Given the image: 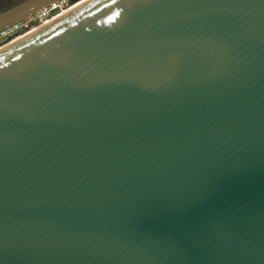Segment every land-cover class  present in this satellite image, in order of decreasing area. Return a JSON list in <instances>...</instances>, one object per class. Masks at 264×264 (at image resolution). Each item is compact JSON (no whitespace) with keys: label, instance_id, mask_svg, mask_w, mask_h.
<instances>
[{"label":"water","instance_id":"95a60500","mask_svg":"<svg viewBox=\"0 0 264 264\" xmlns=\"http://www.w3.org/2000/svg\"><path fill=\"white\" fill-rule=\"evenodd\" d=\"M0 264H264V0H86L1 46Z\"/></svg>","mask_w":264,"mask_h":264},{"label":"built area","instance_id":"2783aa9c","mask_svg":"<svg viewBox=\"0 0 264 264\" xmlns=\"http://www.w3.org/2000/svg\"><path fill=\"white\" fill-rule=\"evenodd\" d=\"M63 2L64 0H56L45 6L37 8L33 13L29 15L27 19H20L14 21L8 24L7 26L1 28L0 35L5 36V38H7V41L20 35H24L25 33L36 28V26L38 27L42 25V21L49 19L51 16L59 12L62 8L68 6H62Z\"/></svg>","mask_w":264,"mask_h":264},{"label":"bare ground","instance_id":"6f19581e","mask_svg":"<svg viewBox=\"0 0 264 264\" xmlns=\"http://www.w3.org/2000/svg\"><path fill=\"white\" fill-rule=\"evenodd\" d=\"M53 1H56V0H53ZM53 1H50L49 3H51V2H53ZM84 1H86V0H81V1H79L78 3H77V5H79L80 3H83ZM48 3V4H49ZM47 5V4H46ZM76 4L73 6V7H75V6H77ZM42 6H45V5H42ZM41 7V6H40ZM72 6H71V8H69L68 10H70V9H72L73 8ZM39 8V7H38ZM67 7H65V8H62L59 12H57L56 14H54L53 16H51L49 19H46V20H44V21H42V23L44 24V23H47V22H49V21H51V20H54L55 18H57V17H59L60 15H62L63 13H65L66 11H68V10H66V11H63L64 9H66ZM35 11V10H34ZM33 11V12H34ZM61 11H63V12H61ZM33 12H30V13H28L27 15H26V18L25 19H27L28 17H29V15L31 14V13H33ZM41 23V24H42ZM37 27V26H36ZM21 36V35H20ZM20 36H18V37H20ZM18 37H15V38H13V39H11V40H9V41H7L5 44H7V43H10L11 41H14L15 39H17ZM5 44H3V45H5ZM3 45H1V46H3ZM0 46V47H1Z\"/></svg>","mask_w":264,"mask_h":264},{"label":"rangeland","instance_id":"374dc122","mask_svg":"<svg viewBox=\"0 0 264 264\" xmlns=\"http://www.w3.org/2000/svg\"><path fill=\"white\" fill-rule=\"evenodd\" d=\"M74 1H76V0H64V2L62 3V6L70 5V4H71L72 2H74ZM79 1H81V0H79ZM79 1H77L76 3H74V4L70 5V6H68V7H67L66 9H64L63 11L68 10L69 8H71V6L73 7L75 4L77 5V3H78ZM63 11H61V12H63ZM6 41H7V38H5V36H3V35H0V46L3 45V44H5Z\"/></svg>","mask_w":264,"mask_h":264},{"label":"flooded vegetation","instance_id":"af4514ba","mask_svg":"<svg viewBox=\"0 0 264 264\" xmlns=\"http://www.w3.org/2000/svg\"><path fill=\"white\" fill-rule=\"evenodd\" d=\"M18 1H20V0H0V8L12 5V4H14V3H16ZM77 1H79V0H76V1L72 2L70 5L76 3ZM70 5H68V6H70ZM68 6H66V7H68Z\"/></svg>","mask_w":264,"mask_h":264}]
</instances>
